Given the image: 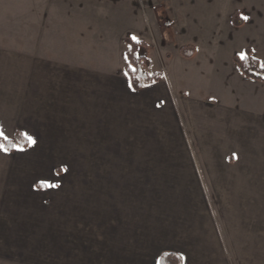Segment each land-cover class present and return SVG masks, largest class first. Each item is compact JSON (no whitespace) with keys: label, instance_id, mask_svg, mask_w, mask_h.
Instances as JSON below:
<instances>
[{"label":"crops","instance_id":"0c3cea01","mask_svg":"<svg viewBox=\"0 0 264 264\" xmlns=\"http://www.w3.org/2000/svg\"><path fill=\"white\" fill-rule=\"evenodd\" d=\"M14 3L22 49L0 50V132L34 143L0 151V212L25 220L52 192L58 243L77 264H158L163 251L182 264L251 258L264 212V80L234 57L249 49L264 64V0H0V18ZM144 26L170 50L160 79L134 90L125 38ZM180 77L196 78L199 96ZM37 180L57 186L44 193Z\"/></svg>","mask_w":264,"mask_h":264},{"label":"rangeland","instance_id":"374dc122","mask_svg":"<svg viewBox=\"0 0 264 264\" xmlns=\"http://www.w3.org/2000/svg\"><path fill=\"white\" fill-rule=\"evenodd\" d=\"M17 1V0H16ZM22 1V0H19ZM12 5V10L14 14H8L9 18H5L3 16L0 18V50L2 48L9 52L17 53L22 49V27L23 20L21 18L22 4L14 3ZM2 5H0L1 8ZM4 6V5H3ZM5 15V14H4ZM68 21L63 20L64 27H79V21L75 20L74 24H68ZM48 27L51 26V21H47ZM168 23H166L167 25ZM8 32L14 33V35H2L1 33ZM190 31H186L182 34L181 38L188 37L187 40L191 37L189 34ZM138 40L142 43L136 47V52L138 55L144 57L145 66L144 70L148 73L154 72L156 68H164L167 66L165 62H163V54L170 50V44L165 40L164 43H161L162 38L160 35L156 34L154 30L151 28L144 26L141 30L134 34ZM188 35V36H187ZM133 36V35H131ZM131 36L125 38V42L127 38H131ZM163 36V35H162ZM184 36V37H183ZM66 38V37H63ZM118 38L112 37V44L110 49V59L113 63H116L117 60L120 59L121 53L116 50V45H118ZM199 37H195L197 41ZM127 49L129 48L128 43ZM116 47V48H115ZM95 53L98 50L95 48ZM107 55V54H106ZM124 58V56H123ZM165 63V65H164ZM158 72V71H157ZM182 72L179 66L177 68V75ZM194 76L193 74H189V78ZM179 82L180 87L183 90H188L190 95L199 96L200 92V83L199 81L192 77L189 80H183L182 77L176 80ZM183 119V118H180ZM185 127L188 130H191L189 127V121L187 117L185 118ZM188 122V123H187ZM192 131V130H191ZM187 131V139L191 142V144L195 143L194 136H192L193 132ZM195 133V132H194ZM196 134V133H195ZM191 147V154L198 155L199 147L193 146ZM196 144V143H195ZM35 183L36 188L44 191H47L48 185L46 180H37ZM50 192V191H49ZM52 195V192L50 193ZM50 195V196H51ZM49 194L41 199V204L36 205L31 208V211L28 212L27 218L25 220H17L16 218L9 219L7 213L0 212V264H77V260L75 253L70 251V244L60 242L58 243L57 230L55 227V223L57 219H60V215L57 213L55 209V205H50L51 202ZM46 199V204L43 206L42 202ZM52 203V202H51ZM2 196H0V209L2 205ZM46 210H43L45 209ZM4 208V205L2 209ZM256 214V222L255 228L256 231L260 230L259 234H254L256 244L254 246L255 250L251 258H246L243 260H239L238 264H264V244L261 243L264 237V212L255 213ZM261 218L263 220L261 221ZM261 221V222H259ZM260 224V225H259ZM65 239L63 237H59ZM235 264V260L233 261ZM89 263H91V259H89ZM103 261L101 259L94 260V264H102Z\"/></svg>","mask_w":264,"mask_h":264},{"label":"trees","instance_id":"16d2710c","mask_svg":"<svg viewBox=\"0 0 264 264\" xmlns=\"http://www.w3.org/2000/svg\"><path fill=\"white\" fill-rule=\"evenodd\" d=\"M236 15L237 13L235 12L233 14V20L235 24H240V21H237ZM126 42L129 48L125 52L126 64L124 68L131 87L134 90H140L144 86L158 81L160 79V73L157 71L152 73L146 72L144 70V57L138 55L136 52V47L142 43H134L129 38L126 39ZM130 46L132 49L131 51ZM193 52L194 49L190 45H185L180 48L181 55L186 58L192 56ZM245 57L244 60H241L239 57H234V61L237 63L241 73L252 79L264 80V68H261L259 61L251 55L249 49L245 51ZM21 133L19 129H16L13 137L8 138L7 141L0 138V143L5 144L8 148V152H12L15 148H27L29 143L24 139ZM13 145L19 147H13ZM158 264H182V256L175 251H163L159 255Z\"/></svg>","mask_w":264,"mask_h":264},{"label":"snow or ice","instance_id":"6c2138e0","mask_svg":"<svg viewBox=\"0 0 264 264\" xmlns=\"http://www.w3.org/2000/svg\"><path fill=\"white\" fill-rule=\"evenodd\" d=\"M245 20H247L248 18L246 16L243 17ZM134 43H139L140 41L138 40V38L133 35L131 36L130 38ZM131 46H130V51H131ZM240 59L241 60H244L246 57H245V54L243 52H241L240 54ZM261 68H264V64H261ZM134 70V69H133ZM21 135L24 137V139L29 143V145H31L32 143H34V141L32 140V137L30 135H28L27 133H21ZM0 138H2L4 141H7L8 140V137L4 135L3 132H0ZM13 147H19L17 145H13ZM22 150V149H20ZM0 151H4V152H7L8 151V148L5 146V144L3 143H0ZM44 186H51V187H56L57 185H44Z\"/></svg>","mask_w":264,"mask_h":264}]
</instances>
